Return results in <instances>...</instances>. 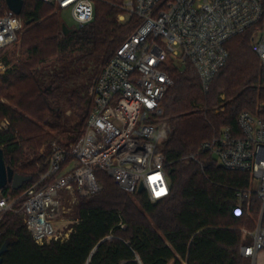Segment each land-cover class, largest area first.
<instances>
[{
  "label": "trees",
  "instance_id": "trees-1",
  "mask_svg": "<svg viewBox=\"0 0 264 264\" xmlns=\"http://www.w3.org/2000/svg\"><path fill=\"white\" fill-rule=\"evenodd\" d=\"M124 1L94 0V19L65 34L53 5L24 0L28 57L0 76V96L7 100L0 99V121H10L0 131V147L15 172L34 181L45 144L73 142L86 130L92 111L88 89L97 67L137 27L136 18L118 22ZM252 39L248 30L227 43L228 60L208 91L191 63L172 72L159 119L172 127L163 147L170 195L155 204L146 191L129 193L98 170L102 188L80 198V223L65 242L39 245L20 217L6 214L0 221V248L9 238L18 241L3 254L2 264H251L241 251L251 243L241 227L255 229L261 202L251 196L250 221L248 213H232L239 202L236 192L251 186L250 174L224 169L200 148L223 128L240 135L238 118L244 111L264 118V64ZM221 102L225 109L215 113ZM21 191L5 188L12 195Z\"/></svg>",
  "mask_w": 264,
  "mask_h": 264
},
{
  "label": "built area",
  "instance_id": "built-area-1",
  "mask_svg": "<svg viewBox=\"0 0 264 264\" xmlns=\"http://www.w3.org/2000/svg\"><path fill=\"white\" fill-rule=\"evenodd\" d=\"M42 1L58 12L70 10L79 27L95 16L94 0ZM122 8L118 21L136 18L137 27L95 77L84 133L69 144L53 141L36 163V179L19 194L0 189V221L8 213L20 217L39 245L70 239L80 218L67 214L64 199L68 195L76 202L78 196L100 191L98 170L129 193L143 183L154 202L170 195L163 150L169 130L159 119L175 69L183 71L191 63L208 91L228 60L227 43L248 30L253 32L252 49L264 64V0H125ZM24 26L21 14L0 1V74L10 68L3 52L15 45ZM9 126L7 120L1 122L0 131ZM238 126L240 135L223 128L200 151L224 169L250 174L251 186L236 192L239 202L232 213H250L253 194L260 200L255 229H241L244 238L252 237L242 254L256 261L264 252V118L244 111Z\"/></svg>",
  "mask_w": 264,
  "mask_h": 264
},
{
  "label": "rangeland",
  "instance_id": "rangeland-1",
  "mask_svg": "<svg viewBox=\"0 0 264 264\" xmlns=\"http://www.w3.org/2000/svg\"><path fill=\"white\" fill-rule=\"evenodd\" d=\"M54 12L57 13V14H59V15L61 16L62 20L64 21V23H66L69 27H71V28L79 27V26L76 25V23L74 22V20H73V18H72V16H71L70 10H63V11H61V12H58V11L54 8ZM123 12H124V10H123ZM123 12H121V13H123ZM118 15H119V14H118ZM117 18H118V16H117ZM128 21H129V19L127 18V20H126L125 23H127ZM118 22H119V21H118ZM119 23H120V22H119ZM122 24H124V23H122ZM26 29H27L26 26H24V29L21 31V33H20V35H19V39H18V41L15 43V45H13L11 48H9V49L7 50V52H6V51L3 52V55L5 54V58H6V60H7V63L10 65V68H9L5 73H7L9 70L14 69V67H15L17 64L19 65L20 61L25 60V59L28 57V53H29V51H28L27 48H26V40H27V36L25 35V34H26ZM1 53H2V52H0V55H1ZM103 64H104V63H101V64H99L98 67H97V70H96L95 76H94V78L92 79V82H91V84H90V86H89V89H88V94H89V96H90L91 85H92V83L94 82V79H95V77L98 75V73H99V71H100V68L102 67ZM180 67H184V66H180ZM263 67H264V66H263ZM180 69H181V68H180ZM5 73L0 74V76L3 75V74H5ZM90 97H91V96H90ZM221 98H222V99H225L226 97H225V95H221ZM0 99H1L2 101H7V100H6L4 97H2V96H0ZM199 109H200V110L204 109V106L201 105V106L199 107ZM224 109H225V102H221L219 105H217V106L214 108V112H215V113H219V112H222ZM66 113H67L68 116L72 115V111H71V110H68ZM6 120L10 123L9 119H7V118L1 120L0 123H1V122H5ZM165 123L167 124V128H168L169 132H168V136H167V138L164 140V143L169 139V137H170V135H171V133H172V127H171V125H170L169 123H167V122H165ZM45 129L48 130V128H46V127H45ZM75 141H76V140H75ZM73 142H74V141H73ZM69 143H71V142H67L66 144H69ZM50 144H51V143L45 144V145L42 147V149H41V154H42V155H43L46 151H48V150L50 149ZM163 147H164V144H163ZM30 160H32V157H31V158H28V160H26L25 162L27 163V162H29ZM80 198H81V197L78 196V198H77L78 200H76V202H74V201H71V200H74V198L72 199L71 196H68V195H67V196L65 197V199H64V205H65V209H66L68 215L73 216V217L76 216L77 207H78V205H79ZM69 208H70V209H69ZM5 217H6V215H4L3 219H5ZM251 219H252V218H251V215H250V213H248L247 221H248V220L250 221ZM245 224H246V223H245ZM241 229L252 230V229H251L250 227H248L247 225H243V226L241 227ZM246 240L252 242V237H251L250 235H247ZM184 264H185V263H184ZM251 264H253V261L251 262ZM256 264H264V252H260V253L258 254V258H257Z\"/></svg>",
  "mask_w": 264,
  "mask_h": 264
},
{
  "label": "water",
  "instance_id": "water-1",
  "mask_svg": "<svg viewBox=\"0 0 264 264\" xmlns=\"http://www.w3.org/2000/svg\"><path fill=\"white\" fill-rule=\"evenodd\" d=\"M8 7L14 10L17 14H21L24 7V0H6ZM28 21V23H30ZM73 28L69 27L66 23H63V31L65 34L72 31ZM33 179L32 175H24L15 172V170L7 165L5 153L2 147H0V189H4L11 185L14 190H20L25 183L30 182ZM144 184L142 183L138 189V192L144 191ZM159 200L155 201L157 204ZM17 238H9L7 239L2 247L0 248V264L3 261V254L9 250V246L13 243L17 242Z\"/></svg>",
  "mask_w": 264,
  "mask_h": 264
},
{
  "label": "crops",
  "instance_id": "crops-1",
  "mask_svg": "<svg viewBox=\"0 0 264 264\" xmlns=\"http://www.w3.org/2000/svg\"><path fill=\"white\" fill-rule=\"evenodd\" d=\"M257 261V260H256ZM256 261L255 260H253V264H256ZM185 264H187V262H184Z\"/></svg>",
  "mask_w": 264,
  "mask_h": 264
},
{
  "label": "snow or ice",
  "instance_id": "snow-or-ice-1",
  "mask_svg": "<svg viewBox=\"0 0 264 264\" xmlns=\"http://www.w3.org/2000/svg\"><path fill=\"white\" fill-rule=\"evenodd\" d=\"M159 194H161V193H157V195H159Z\"/></svg>",
  "mask_w": 264,
  "mask_h": 264
}]
</instances>
